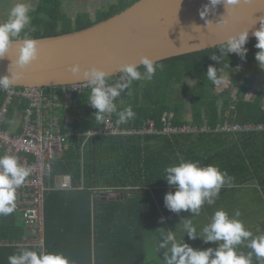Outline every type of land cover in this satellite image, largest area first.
I'll use <instances>...</instances> for the list:
<instances>
[{"label": "trees", "instance_id": "trees-1", "mask_svg": "<svg viewBox=\"0 0 264 264\" xmlns=\"http://www.w3.org/2000/svg\"><path fill=\"white\" fill-rule=\"evenodd\" d=\"M137 1L117 0L98 10L94 18L85 12L73 18L65 12L64 0H39L30 13L35 31L28 36L40 38L81 30L120 13ZM256 42V38H251L245 45L248 52L242 60L248 68L233 78L235 83L243 81L234 97L229 88L214 93L216 86L206 75L209 65L223 75L232 73L241 59L235 53L223 56L219 49L222 45L159 61L163 69L157 70L152 81H134L130 93H122L117 98L119 110L130 105L136 113L133 120L121 124L135 133L95 135L86 141L85 132L103 123L95 121L96 110L87 102L91 89L77 93V104L70 110L73 123L69 128L74 135L65 155L53 162L52 173L53 178L71 175L73 188L48 193L46 250L64 253L73 264H145L146 233L187 213L171 212L164 205L165 194L174 191L162 177L164 170L181 160L199 161L202 166L212 164L226 171L232 178L231 186L223 187L219 196L248 183L257 184L264 194V131L139 132L149 126V121H154L160 129L169 121L178 126L207 123L212 128L227 121L264 124V90L253 100L246 98L257 76L264 71L255 59ZM213 54L220 60H212ZM180 91L192 97L191 120L185 117V102L174 96ZM6 94L0 90V108ZM169 95L173 101L168 99ZM221 98L220 108L217 103ZM28 105L26 100L15 99L5 128ZM111 116L117 119L115 114ZM0 232H5L1 226ZM26 248L38 249V246Z\"/></svg>", "mask_w": 264, "mask_h": 264}, {"label": "clouds", "instance_id": "clouds-1", "mask_svg": "<svg viewBox=\"0 0 264 264\" xmlns=\"http://www.w3.org/2000/svg\"><path fill=\"white\" fill-rule=\"evenodd\" d=\"M241 3L242 0H208L200 11V16L206 17L220 4L227 13L229 9H235ZM31 11L32 8L26 0H16L9 10L8 18L0 22V59L8 56L7 53L14 42L16 46V56L11 59L8 67L10 75L0 76V90L12 89L23 77V70L39 58V43L28 36L29 32L35 31L32 27ZM209 22L213 23L208 20L207 26ZM216 23L227 24L226 15ZM251 28L252 26L243 28L229 35L219 48L223 56L235 53L241 59H245L248 52L245 45L249 40ZM251 34L257 41L255 47L258 51L255 53V59L258 67L264 69V17H260V28ZM211 59L220 60V57L213 54ZM141 67L143 71L140 70ZM158 69L162 70L163 64L157 59L142 55L138 62L120 64L115 73L95 66L81 70L78 64L71 65L69 71L73 75L82 76L91 89L87 102L96 110L93 114L95 121L102 124L107 115L115 114L116 125H121L133 120L136 113L130 105L119 110L117 98L122 93H130L134 81H152ZM116 73H119V78H116ZM206 75L214 86L228 84L222 72L213 65H209ZM114 77V82L110 83ZM164 171L162 177L174 189L165 194L164 205L166 209L177 214L186 211L191 215H199L205 203L214 204L221 189L226 185L231 186L232 178L226 171L212 164L202 166L199 161L181 160L178 164L166 167ZM30 174L31 169L24 166L17 156L0 155V216H8L15 211L16 191ZM239 216L240 212L237 210L235 217ZM235 217H229L222 209L216 210L211 222L203 227L201 233H197L191 219L183 218V230L189 239L201 238L206 244L216 243L215 248H193L185 241H177L174 231L167 230L166 234L162 233L159 237L156 251L160 253L163 250V260L166 264H252L253 255L258 261H264V235L254 236L245 228L244 223ZM160 219L163 221L164 217ZM241 245L251 251L248 253L239 251ZM8 264H73V262L64 253L49 252L41 244L38 249L21 246L17 253L8 257Z\"/></svg>", "mask_w": 264, "mask_h": 264}, {"label": "water", "instance_id": "water-1", "mask_svg": "<svg viewBox=\"0 0 264 264\" xmlns=\"http://www.w3.org/2000/svg\"><path fill=\"white\" fill-rule=\"evenodd\" d=\"M206 3L208 0H139L90 27L34 38L39 43V58L23 70L15 86L44 88L83 82L82 76L69 71L71 65L115 73L120 64L138 62L142 55L159 62L220 46L229 35L251 26L249 39L255 38L251 33L260 28L264 0H242L227 13L220 4L202 18L200 11ZM223 15L228 23H216ZM208 20L213 23L207 26ZM7 55L0 59V76L10 75L15 42Z\"/></svg>", "mask_w": 264, "mask_h": 264}, {"label": "built area", "instance_id": "built-area-1", "mask_svg": "<svg viewBox=\"0 0 264 264\" xmlns=\"http://www.w3.org/2000/svg\"><path fill=\"white\" fill-rule=\"evenodd\" d=\"M89 89L87 82H76L60 87L12 88L0 108V155H15L31 169L25 183L16 191V212L23 215L29 231L26 243L45 245V212L48 193L53 190L72 189V176L65 174L53 178V162L62 158L69 147L74 132L69 128L73 123L70 115L72 106L77 104L76 94ZM15 99H25L29 105L18 118L8 124L10 107ZM65 125V126H64ZM64 127L66 131H64ZM246 132L264 131L263 123L224 122L212 128L209 124H184L178 126L171 121L161 129L154 121L139 132L143 133H199V132ZM135 133L116 125L109 115L97 129L85 132L86 141L95 135L118 136Z\"/></svg>", "mask_w": 264, "mask_h": 264}, {"label": "crops", "instance_id": "crops-1", "mask_svg": "<svg viewBox=\"0 0 264 264\" xmlns=\"http://www.w3.org/2000/svg\"><path fill=\"white\" fill-rule=\"evenodd\" d=\"M219 209L224 210L229 217H235V212L239 210L240 216L235 218L241 220L245 228L250 230L254 236L264 235V194L257 184L248 183L236 186L218 196L214 204L205 203L201 208V213L205 215V218H201L204 225L198 226L197 221L192 223L197 233L202 232L203 227L211 222L214 212ZM189 215L191 213L187 212L180 217L165 221L162 225L146 233L144 243L145 264H166L163 260V250L158 253L156 245L161 234H166L167 230L174 231L177 241H185L193 248L217 247L216 243L206 244L201 238L189 239L183 230V218H187ZM0 226L5 230V232H0V264H8L10 255L17 253L21 246L28 247L21 243V240L27 235V230L23 218L16 213L0 216ZM23 229L25 232L21 234L20 231ZM238 250L244 253L251 251L244 245L239 246ZM252 264H264V261H258L253 255Z\"/></svg>", "mask_w": 264, "mask_h": 264}, {"label": "rangeland", "instance_id": "rangeland-1", "mask_svg": "<svg viewBox=\"0 0 264 264\" xmlns=\"http://www.w3.org/2000/svg\"><path fill=\"white\" fill-rule=\"evenodd\" d=\"M115 1H117V0H64L63 8H64L65 12L70 17H73V18L76 17V15L79 12H90L92 14V17H95L97 15L96 14L97 9L102 8L104 5L108 4L109 2H115ZM15 2H16V0H0V22H4L8 18L9 10ZM26 2L30 5V7L32 9H34L36 7V5L38 4L39 0H26ZM97 13H98V11H97ZM244 68H248L247 63L242 59L238 60L235 70L232 73H225V75H223L225 77V79L228 81L227 86H224V85L216 86V88L213 89V92L217 94V93H220L221 91H225L227 88H229L230 90H232L233 97H234L236 92H237V89L243 85V81L241 80L239 83H235L233 81V78H234V76L238 75V73L241 70H244ZM228 74H229V76H228ZM192 85L195 86L194 81H192ZM13 88H23V87L14 86ZM262 90H264V71L262 74H259L257 76L254 88L251 92L247 93L246 98L249 100H253L259 96V94L262 92ZM7 91H6V93H7ZM174 96L176 98H178V100H180V101L182 100L185 102V104L183 106V111L185 113L186 119L191 120L193 118V110H192V97L190 96V94L188 92L186 94H184L183 91H180V92H176L174 94ZM168 99L170 101H173L172 95H169ZM24 100L25 99H22V101H24ZM219 101H220V103H217V104H219V106L221 108V104L223 102V99L221 98ZM263 103H264V99H263ZM220 108L218 109L219 113L221 110ZM215 115L217 117V112H215ZM65 190H70V189H65ZM13 213L20 214L21 217L23 218V215L20 212L14 211ZM187 218H190L192 223H195V221H197L198 226L204 225L201 218H205V215L203 213H201V211H200V214L198 216L189 215ZM23 222H24L25 228L27 230V235L25 238H23L21 240L22 245H24V246H39V245H29L26 243L25 240L29 236V231H28V228L25 224L24 218H23ZM45 230H46V212H45Z\"/></svg>", "mask_w": 264, "mask_h": 264}, {"label": "flooded vegetation", "instance_id": "flooded-vegetation-1", "mask_svg": "<svg viewBox=\"0 0 264 264\" xmlns=\"http://www.w3.org/2000/svg\"><path fill=\"white\" fill-rule=\"evenodd\" d=\"M109 3H110V2H109ZM104 6H105V5H104ZM104 6H103V7H104ZM103 7H102V8H103ZM100 9H101V8L97 9V10H96V13H97V11L100 10ZM79 13H80V12H79ZM85 13H89V14L92 16V14H91L90 12H85ZM93 18H94V17H93Z\"/></svg>", "mask_w": 264, "mask_h": 264}, {"label": "bare ground", "instance_id": "bare-ground-1", "mask_svg": "<svg viewBox=\"0 0 264 264\" xmlns=\"http://www.w3.org/2000/svg\"><path fill=\"white\" fill-rule=\"evenodd\" d=\"M51 87H58V86H51ZM49 88V87H48ZM247 124V123H246Z\"/></svg>", "mask_w": 264, "mask_h": 264}]
</instances>
